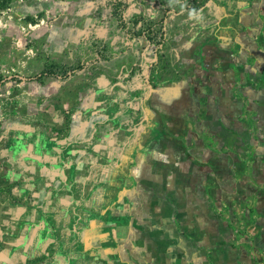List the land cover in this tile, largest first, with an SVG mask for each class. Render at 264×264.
Segmentation results:
<instances>
[{"label":"rangeland","instance_id":"374dc122","mask_svg":"<svg viewBox=\"0 0 264 264\" xmlns=\"http://www.w3.org/2000/svg\"><path fill=\"white\" fill-rule=\"evenodd\" d=\"M0 76V264H24L48 144L70 142L77 121H140L173 86L192 164L199 120L221 138L206 181L222 191L209 208L223 238L207 258L264 264V0H15L0 11Z\"/></svg>","mask_w":264,"mask_h":264},{"label":"crops","instance_id":"0c3cea01","mask_svg":"<svg viewBox=\"0 0 264 264\" xmlns=\"http://www.w3.org/2000/svg\"><path fill=\"white\" fill-rule=\"evenodd\" d=\"M166 90L163 103L142 104L140 121H77L70 142L48 144L37 161L47 179L29 210L24 264H216L207 255L214 259L223 227L209 207L222 204V191L206 176L221 164V138L213 132L210 144L209 121L199 120L194 142L203 147L192 164L185 145L193 138L174 114L185 108L173 102L183 92Z\"/></svg>","mask_w":264,"mask_h":264},{"label":"trees","instance_id":"16d2710c","mask_svg":"<svg viewBox=\"0 0 264 264\" xmlns=\"http://www.w3.org/2000/svg\"><path fill=\"white\" fill-rule=\"evenodd\" d=\"M14 1L15 0H0V11L7 9ZM193 10L195 12L197 10V8H194ZM163 39H164V34H163ZM160 47L161 46H159L157 48V53H156V55H157L158 58H160V51H161L160 50L161 49ZM41 75H45V73H43ZM2 80H3V78L0 76V84H1Z\"/></svg>","mask_w":264,"mask_h":264},{"label":"water","instance_id":"95a60500","mask_svg":"<svg viewBox=\"0 0 264 264\" xmlns=\"http://www.w3.org/2000/svg\"><path fill=\"white\" fill-rule=\"evenodd\" d=\"M12 78H18V79H31V78H23L21 75H15V76H10V77H7L6 79H12Z\"/></svg>","mask_w":264,"mask_h":264},{"label":"clouds","instance_id":"9594fccd","mask_svg":"<svg viewBox=\"0 0 264 264\" xmlns=\"http://www.w3.org/2000/svg\"><path fill=\"white\" fill-rule=\"evenodd\" d=\"M193 12H194V10H193L192 12H190V13H189V15H192V14H193Z\"/></svg>","mask_w":264,"mask_h":264}]
</instances>
